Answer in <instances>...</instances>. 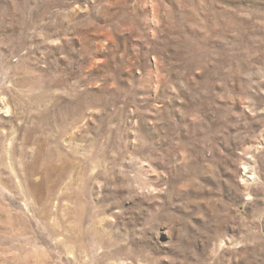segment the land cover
Masks as SVG:
<instances>
[{
  "label": "rangeland",
  "instance_id": "1",
  "mask_svg": "<svg viewBox=\"0 0 264 264\" xmlns=\"http://www.w3.org/2000/svg\"><path fill=\"white\" fill-rule=\"evenodd\" d=\"M0 264H264V0H0Z\"/></svg>",
  "mask_w": 264,
  "mask_h": 264
}]
</instances>
